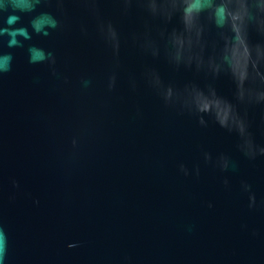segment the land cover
Returning a JSON list of instances; mask_svg holds the SVG:
<instances>
[{
    "label": "water",
    "instance_id": "water-1",
    "mask_svg": "<svg viewBox=\"0 0 264 264\" xmlns=\"http://www.w3.org/2000/svg\"><path fill=\"white\" fill-rule=\"evenodd\" d=\"M0 264H264V0H0Z\"/></svg>",
    "mask_w": 264,
    "mask_h": 264
}]
</instances>
